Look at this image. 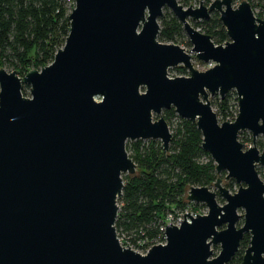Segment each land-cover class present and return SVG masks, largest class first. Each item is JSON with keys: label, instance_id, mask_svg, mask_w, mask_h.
Returning <instances> with one entry per match:
<instances>
[{"label": "water", "instance_id": "obj_1", "mask_svg": "<svg viewBox=\"0 0 264 264\" xmlns=\"http://www.w3.org/2000/svg\"><path fill=\"white\" fill-rule=\"evenodd\" d=\"M200 1L73 0L48 65L22 77L0 68V264H227L245 234L240 264H264V182L255 171L264 169V145L259 152L254 142L264 140V20L245 0L235 8ZM164 8L193 58L211 68L198 72L182 48L157 41ZM211 13L225 31L222 45L191 25ZM177 66L189 76L169 78ZM229 91L236 117L218 123L208 96ZM170 109L195 124L215 174L238 187L229 193L219 177L215 192L188 187L185 200L206 214L165 225L164 243L140 255L120 246L114 228L121 175L136 168L125 143L157 140L166 152L171 134L160 114ZM244 130L246 150L237 140Z\"/></svg>", "mask_w": 264, "mask_h": 264}, {"label": "trees", "instance_id": "obj_2", "mask_svg": "<svg viewBox=\"0 0 264 264\" xmlns=\"http://www.w3.org/2000/svg\"><path fill=\"white\" fill-rule=\"evenodd\" d=\"M186 5L187 0H182ZM234 1V0H233ZM238 1V0H237ZM249 5L254 0H245ZM73 0H0V68H8L23 76L29 70L48 65L55 51L62 47L69 25L67 19ZM206 5L209 0H201ZM209 36L214 45L227 41L225 31L213 15L193 24ZM184 38L181 24L166 12L159 18L157 41L176 43ZM228 96L219 100L221 112L227 109ZM166 120L175 117L172 109L163 112ZM225 116V114H224ZM177 117V116H176ZM178 124L163 152L161 147L141 141L132 143L128 157L137 172L122 181L121 212L114 223L115 233L131 234V243L161 240L160 226L168 213L182 212L188 187H209L216 180L214 164L201 150V136L195 124L177 118ZM130 144L127 143L126 149ZM206 162H201L202 158ZM229 187V186H227ZM243 236L240 245H244ZM151 242V243H150ZM241 258L237 259L240 264Z\"/></svg>", "mask_w": 264, "mask_h": 264}, {"label": "rangeland", "instance_id": "obj_3", "mask_svg": "<svg viewBox=\"0 0 264 264\" xmlns=\"http://www.w3.org/2000/svg\"><path fill=\"white\" fill-rule=\"evenodd\" d=\"M215 1V0H214ZM212 1V2H214ZM240 0H232V8H235ZM176 2L181 5L183 8H186L188 6H191L192 8L197 7L198 5V0H187V4L183 5L182 4V0H176ZM211 2V3H212ZM73 4V2H72ZM210 4V3H209ZM207 5V4H206ZM250 8H251V12L253 14V16L257 19L260 20H264V0H254L252 4H250ZM170 13L168 9L164 8L162 9V14L161 17L166 13ZM171 14V13H170ZM213 15L218 17L217 13H211L209 18L212 17ZM158 25H159V19L157 20ZM200 22V21H199ZM198 23V22H197ZM194 23H191V25L193 26ZM197 31H199L201 33V31L199 30L200 28L197 27L195 28ZM184 38H180L176 43H164V44H175L177 46H179L180 48H182L185 53L189 54L192 59H191V65L192 68L198 72H203L205 70H207L209 67L207 66V64H203L197 60H195L193 58V54L190 53V49L191 46L187 41V38L185 37L184 33H183ZM6 72H10V69L5 68L4 69ZM167 76L169 78H175V77H187L189 76V72L186 69H183L181 66H177V67H173L167 70ZM18 77H22V76H18ZM21 94L23 97H28V88L26 86H22L21 88ZM225 96H228V101H227V109H225L223 112H221V108L219 107V100L220 98L218 97L217 94H215L214 96H208V100L209 103L211 105V109L212 111L215 113L216 115V119L218 123L227 121V122H231L234 120V118L236 117L237 114V103H236V96L234 91H229L228 93H226ZM164 111L161 112L160 116L165 120L167 126H168V130L170 132V134L172 135L174 133V131L177 128V118L176 115L173 118H170L169 120H166V115L163 113ZM225 114V116H224ZM157 117H153V120H155ZM237 140L239 143H241L243 145V150H246L248 147L251 146V135L248 131L244 130L238 133L237 135ZM255 147L257 148V150L259 152H261L263 145H264V140L261 136H257L255 137ZM127 143L130 144L128 146V149L125 150L127 155L132 153L131 147H132V143L133 142H126L125 143V149L127 146ZM149 144H151L153 146V148L155 147H161L160 142L157 140H144L141 141V145L144 147H147ZM208 159H210V157L208 156ZM201 162H206L207 159L204 157L200 160ZM255 171L257 172L259 178L261 179L262 182H264V169L263 167L256 165L255 166ZM135 172H137V169L135 168ZM134 172V173H135ZM128 176V174H122L121 175V180L125 179ZM219 177L221 179V186L224 187L225 189L228 190L229 193H234L237 190V184L234 183L233 180H224V172L220 173V175H216V178ZM124 182L122 181V184ZM229 186V187H227ZM210 191L215 192L214 188H213V183L207 187ZM187 191L184 193V196L186 195ZM120 196L117 198L116 200V206H117V215L121 212L123 203L120 201ZM186 201V200H185ZM216 201L219 205H222L224 202L222 199H220L219 196H216ZM172 212H176V214L180 213L177 210H174ZM183 213L186 212L188 214H196V215H204L206 214V208L204 207V205L202 204H193V203H189L186 201V204L184 206V209L182 211ZM237 213L239 215L243 214L242 210H238ZM116 215V218H117ZM242 225V218H240L237 223H236V227H240ZM131 234L129 233H122L121 231H117L116 234V238L119 239V242L121 243V246H123L124 248H129L130 250H132L135 253L139 254V250L135 247H133V244L131 243V238L129 237ZM244 236L247 237V239L245 240L246 243H244V245H240L238 252L233 256V258L227 263V264H238L237 263V259L241 258L244 249L247 246L248 240H249V236L248 234H245ZM151 243V242H150ZM161 244L163 243V241L161 240H156L154 245L157 244ZM149 248L153 245H149V241L148 244ZM211 257H215L218 252H219V245H215V246H211Z\"/></svg>", "mask_w": 264, "mask_h": 264}, {"label": "built area", "instance_id": "obj_4", "mask_svg": "<svg viewBox=\"0 0 264 264\" xmlns=\"http://www.w3.org/2000/svg\"><path fill=\"white\" fill-rule=\"evenodd\" d=\"M212 1H214V0H209V2L207 3V5L209 3H211ZM207 66L209 68H211L213 66V64L212 63H208ZM183 214H187V213L186 212H184V213L183 212H180V213L176 214V212L175 213L174 212H170V213H168L166 215L165 222L159 228V232L161 234V238H162L163 243H164V236H163L164 226L165 225H169V224L174 225V226H179L180 222L183 220ZM189 215L191 217H194L196 214H189ZM117 240L119 242V239H117ZM163 243H161V244H163ZM119 244L121 246V243L120 242H119ZM133 247H135V248H137L139 250V254L140 255H144L147 252V250L149 249V246L147 245V241H145V240H140L135 245L133 244Z\"/></svg>", "mask_w": 264, "mask_h": 264}, {"label": "flooded vegetation", "instance_id": "obj_5", "mask_svg": "<svg viewBox=\"0 0 264 264\" xmlns=\"http://www.w3.org/2000/svg\"><path fill=\"white\" fill-rule=\"evenodd\" d=\"M240 243H241V241H240ZM240 243H239V247H240ZM238 250H239V248H238ZM238 250H237V252H238ZM237 252H236V253H237ZM236 253H235V254H236Z\"/></svg>", "mask_w": 264, "mask_h": 264}]
</instances>
